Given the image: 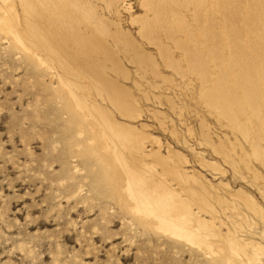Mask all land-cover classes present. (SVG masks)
<instances>
[{"label": "rangeland", "instance_id": "374dc122", "mask_svg": "<svg viewBox=\"0 0 264 264\" xmlns=\"http://www.w3.org/2000/svg\"><path fill=\"white\" fill-rule=\"evenodd\" d=\"M78 1L91 9L90 25L105 23L104 42L119 75L99 61L130 100L131 114L120 115L110 98L98 96L94 60L84 68L56 72L110 119L142 132L146 153L159 152L178 166L198 198L193 216L213 223L214 257L224 264H246L243 256L230 255L229 240L247 256L255 247L264 253V112L245 107L243 114H228L208 99L209 78L216 70L211 42L201 41L198 49L205 71L213 72L200 76L175 46L185 38L183 31L173 37L160 32L155 42L140 34L132 22L147 16L140 0ZM190 3L177 11L196 32L224 23L212 14L214 0H207L201 12ZM224 34L215 53L221 64L228 56L227 30ZM6 47L0 40V264H208L209 257L195 248L130 226L120 199L113 202L91 191L88 182L98 166L80 161L79 145L60 143L61 123L53 115L56 77L30 69L17 50Z\"/></svg>", "mask_w": 264, "mask_h": 264}, {"label": "bare ground", "instance_id": "6f19581e", "mask_svg": "<svg viewBox=\"0 0 264 264\" xmlns=\"http://www.w3.org/2000/svg\"><path fill=\"white\" fill-rule=\"evenodd\" d=\"M112 1L106 0L105 3ZM140 1L147 16L132 20L139 25L140 34L155 42L160 32L173 37L183 31L185 38L175 41V46L183 51L188 65L200 76L207 72L205 62L202 64L204 56L198 47L205 41L213 44L214 58L209 61L216 70L211 72V77V73L207 74L211 80L206 95L217 108L228 114L230 111L243 114L245 107L257 113L264 112V0H214L212 14L220 15L224 23L211 30L208 25V29L203 26L197 32L196 27H188L190 24H186L177 9L193 2V8L201 12L207 0ZM14 2L20 7L22 19L16 13ZM82 4L83 1L78 0H0V40L8 44L7 50H17L30 69L38 68L56 77L59 94L55 95L57 106L53 115L61 123L60 143L79 145L76 153L80 161L91 160L98 166L97 171H93V180L88 182L91 191L95 190L113 202L120 199L129 214L130 226L137 224L145 232L151 231L160 238L163 236L173 244L195 248L209 257L208 264H224L213 256L210 246L213 223L192 214L198 198L194 191L188 190L191 186L178 166L159 152L146 153L142 132L110 119L101 108L91 103L88 95L79 91L80 87L56 72L58 68L64 71L76 66L84 68L88 61L94 60L92 65L96 68L91 72L95 75L98 96L110 98L120 115L128 117L131 114L130 100L115 84L116 80L113 82L106 76L107 65L116 76L120 72L112 63L111 53L104 42L105 23L100 20L90 25L91 9L83 8ZM208 5H211L210 1ZM20 20L24 24L21 29ZM226 30L227 63L221 64L216 54L221 43L219 38ZM160 52L165 55L163 50ZM63 114H66L65 118H61ZM151 156L154 157L148 161ZM227 243L230 255L243 256L246 264H264V253L258 247L247 256L235 241Z\"/></svg>", "mask_w": 264, "mask_h": 264}]
</instances>
